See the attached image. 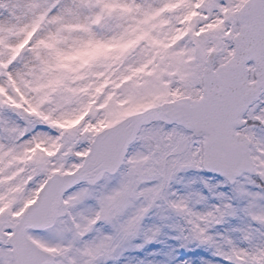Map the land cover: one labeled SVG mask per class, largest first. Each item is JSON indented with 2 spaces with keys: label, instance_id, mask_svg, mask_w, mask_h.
I'll return each instance as SVG.
<instances>
[{
  "label": "snow or ice",
  "instance_id": "1",
  "mask_svg": "<svg viewBox=\"0 0 264 264\" xmlns=\"http://www.w3.org/2000/svg\"><path fill=\"white\" fill-rule=\"evenodd\" d=\"M0 264H264V0H0Z\"/></svg>",
  "mask_w": 264,
  "mask_h": 264
}]
</instances>
